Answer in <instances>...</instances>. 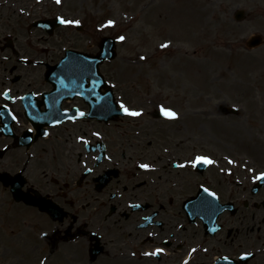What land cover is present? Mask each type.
<instances>
[{
	"label": "flooded vegetation",
	"instance_id": "obj_1",
	"mask_svg": "<svg viewBox=\"0 0 264 264\" xmlns=\"http://www.w3.org/2000/svg\"><path fill=\"white\" fill-rule=\"evenodd\" d=\"M71 23L4 41L0 20V222L19 212L13 231L42 264H264V187L243 185L244 166L211 174L210 162L202 172L192 156L179 163L174 146L190 142L174 141V120L128 100L112 76L118 104L139 115L114 116L89 78L78 93L50 80L77 49L66 45Z\"/></svg>",
	"mask_w": 264,
	"mask_h": 264
},
{
	"label": "rangeland",
	"instance_id": "obj_2",
	"mask_svg": "<svg viewBox=\"0 0 264 264\" xmlns=\"http://www.w3.org/2000/svg\"><path fill=\"white\" fill-rule=\"evenodd\" d=\"M58 9L82 25L80 32L70 27L73 40L66 45L96 50L101 37L117 39V57L103 66L116 90L147 105L174 106L169 109L175 116L166 119H174L173 139L190 142L174 146L183 154L179 163L201 152L210 160L211 174L220 165L225 171L253 162L255 171L264 168V42L255 49L245 46L252 35L264 39V0H0V20L9 26L3 35L32 38L38 32L25 34L28 24ZM237 9L246 12L240 21L233 17ZM223 108L228 114L218 113ZM189 170L178 171L190 179ZM241 171L243 185H251L253 172ZM12 212L1 215L0 264H42V253L14 249L28 244L13 231L19 212L5 218Z\"/></svg>",
	"mask_w": 264,
	"mask_h": 264
},
{
	"label": "water",
	"instance_id": "obj_3",
	"mask_svg": "<svg viewBox=\"0 0 264 264\" xmlns=\"http://www.w3.org/2000/svg\"><path fill=\"white\" fill-rule=\"evenodd\" d=\"M236 18H241L243 16V12L242 11H238L237 13H235ZM36 25H39V23H36ZM261 42V38L256 36V37H252L249 41H248V46L252 47V46H256L258 44H260ZM114 46H115V42L114 39H111L109 37H104L102 38L101 42H100V53H98L96 56H94L93 58H91V66H93V70L94 73H98V64H100L103 60L105 59H112L115 56V51H114ZM82 54H79L77 52V56H75L76 58H81ZM81 64H79L80 66ZM73 65L72 64H67L66 68L69 69L71 68ZM60 68H62L61 70H55L54 74L58 75V74H68L67 70L64 68V66H60ZM76 73V72H73ZM78 73V72H77ZM99 81L101 82V79L99 78Z\"/></svg>",
	"mask_w": 264,
	"mask_h": 264
},
{
	"label": "snow or ice",
	"instance_id": "obj_4",
	"mask_svg": "<svg viewBox=\"0 0 264 264\" xmlns=\"http://www.w3.org/2000/svg\"><path fill=\"white\" fill-rule=\"evenodd\" d=\"M60 2V0H57V3H59ZM62 23H65V21H61ZM76 23H78V21L76 22ZM110 25L113 23L112 21H109L108 22ZM120 39L121 40H123L124 39V37H120ZM166 45H162V47H165ZM121 107L123 108L124 106L123 105H121ZM124 111L127 113L128 112V109H124ZM132 115H139V113H136V112H132L131 113ZM166 115H169V116H172V117H174L175 116V113H172V112H166L165 113ZM204 160V162H206V163H208V162H210V161H208V160H206L205 158H202V157H197V160ZM141 167H145V168H147L148 167V165H141ZM257 179H260V178H264V173H261L259 176H257L256 177ZM155 253H153V255H154Z\"/></svg>",
	"mask_w": 264,
	"mask_h": 264
},
{
	"label": "bare ground",
	"instance_id": "obj_5",
	"mask_svg": "<svg viewBox=\"0 0 264 264\" xmlns=\"http://www.w3.org/2000/svg\"><path fill=\"white\" fill-rule=\"evenodd\" d=\"M237 61H235L233 64H231V66H233L234 68L237 67L238 63H236ZM225 72V71H224ZM223 71H221V75L225 76L226 74L224 73ZM252 105H256L257 103L255 101H251ZM218 113L221 114V113H225V114H228L226 112H224L223 110H218ZM229 129V127H227Z\"/></svg>",
	"mask_w": 264,
	"mask_h": 264
}]
</instances>
